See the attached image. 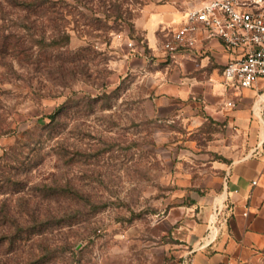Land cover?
Returning <instances> with one entry per match:
<instances>
[{"label":"rangeland","instance_id":"1","mask_svg":"<svg viewBox=\"0 0 264 264\" xmlns=\"http://www.w3.org/2000/svg\"><path fill=\"white\" fill-rule=\"evenodd\" d=\"M35 1L0 0V264H185L179 157L215 130L164 126L113 63L155 0Z\"/></svg>","mask_w":264,"mask_h":264},{"label":"crops","instance_id":"2","mask_svg":"<svg viewBox=\"0 0 264 264\" xmlns=\"http://www.w3.org/2000/svg\"><path fill=\"white\" fill-rule=\"evenodd\" d=\"M206 1L150 3L130 32L134 47L117 41L113 63L119 82L130 77L145 89L164 126L215 130L210 156L189 139L194 151L179 157L176 209L182 219H205L195 222L185 264H257L264 256V79L251 88L227 81L224 68L242 50L218 39L175 54L164 48L187 11Z\"/></svg>","mask_w":264,"mask_h":264},{"label":"built area","instance_id":"3","mask_svg":"<svg viewBox=\"0 0 264 264\" xmlns=\"http://www.w3.org/2000/svg\"><path fill=\"white\" fill-rule=\"evenodd\" d=\"M125 38L127 46L134 47L129 36ZM200 39H218L242 50L223 71L237 88H251L264 79V0H208L193 7L164 48L171 54L191 51Z\"/></svg>","mask_w":264,"mask_h":264},{"label":"trees","instance_id":"4","mask_svg":"<svg viewBox=\"0 0 264 264\" xmlns=\"http://www.w3.org/2000/svg\"><path fill=\"white\" fill-rule=\"evenodd\" d=\"M7 1H10L11 4H17L19 3L21 0H7ZM38 0H36L35 2H37ZM0 48H3V47H7L8 45L12 44L13 46H16L18 43H8V42H5V40L3 41H0ZM52 118H54V115H52Z\"/></svg>","mask_w":264,"mask_h":264}]
</instances>
